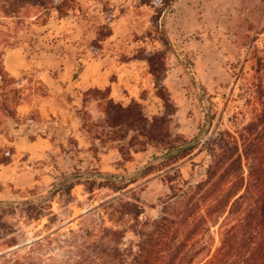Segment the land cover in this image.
I'll use <instances>...</instances> for the list:
<instances>
[{"label": "rangeland", "instance_id": "obj_1", "mask_svg": "<svg viewBox=\"0 0 264 264\" xmlns=\"http://www.w3.org/2000/svg\"><path fill=\"white\" fill-rule=\"evenodd\" d=\"M0 2H19L16 15L0 10V64L4 53L16 48L28 57L46 51L53 58L59 52L99 58L110 78L122 74L135 85L137 101L152 116L162 107L145 59L153 53L152 62L164 63V84L177 104L167 126L194 143L187 155L169 164L154 158L159 151L148 146L139 153L137 167L121 173L126 178L140 173L137 179L119 190L82 183L69 192L56 188L54 182L72 165L97 170V161L76 152L72 138L62 139L61 130L51 134L49 149L34 145L40 154L31 156L24 145L36 136V128L20 126L27 117L8 113L23 112L28 105V116L37 123L38 106L48 94L43 96L47 91L34 69H22L15 81L6 74L0 80V156L9 147L14 151L8 163L0 164V264H120L124 249H137L141 221L163 210L176 221L188 217L190 222L223 194L231 177L215 191L197 184L220 151L214 141L221 133L227 140L234 136L242 154L239 136L247 135L244 127L260 110L256 83L261 80L264 92V0H174L171 7L163 0H72L65 17L43 11L37 0ZM190 70L202 87L190 81ZM119 93L125 94L122 102L129 101V90L113 95ZM62 96L70 108L72 99L80 101L69 92ZM20 104L23 109H17ZM87 109L92 117L99 113L95 101ZM249 162L241 156L244 176ZM150 172H159L162 183L149 185L144 175ZM121 202H135L143 211L134 219L121 211ZM226 222L231 217L220 212L206 221L209 230L201 241L212 237L211 250ZM192 264H200L199 259Z\"/></svg>", "mask_w": 264, "mask_h": 264}, {"label": "trees", "instance_id": "obj_2", "mask_svg": "<svg viewBox=\"0 0 264 264\" xmlns=\"http://www.w3.org/2000/svg\"><path fill=\"white\" fill-rule=\"evenodd\" d=\"M35 1V0H34ZM72 0H37L43 11L54 10L58 17L68 16L72 8ZM174 0H163V5L170 6ZM19 2H0V10L8 15H16ZM106 27L109 28L106 24ZM101 27V26H100ZM110 34V30L105 35ZM160 34L163 31L160 30ZM154 56V57H153ZM148 62L154 94L162 101L163 110L160 114L147 117L142 111L141 104L131 98L122 105L109 96V87H88L81 93L80 107L75 110L80 120L82 131L90 140L89 149L97 158L98 147L116 146L122 159L131 158L130 151H143L153 146L161 158L162 164H169L187 155L194 147L193 140L182 134H172L168 128V119L176 113V104L164 84V63L152 62L155 54L145 57ZM158 64V65H157ZM261 58L256 59V70L259 71ZM10 75L0 64V80ZM190 81L202 87L195 72H188ZM15 81V78L12 77ZM42 87H47L40 81ZM259 79L256 83L257 97L260 110L256 117L244 127L247 135H240L244 142L242 154L238 152L237 138L232 140L223 137L216 139L215 146L220 150L216 156L212 155L211 162L206 167V178L198 183V188L215 191L230 177V183L215 202L205 204V211L196 218L187 221H176L164 214L162 210L152 220L141 221V228L135 231L138 237L137 249L129 246L124 249L120 264H192L199 259L200 264H264V92ZM95 101L99 113L92 117L87 106ZM10 118L17 116L8 113ZM29 113L25 122H33ZM218 141V142H217ZM1 149V148H0ZM1 151V150H0ZM13 148L0 156V164L10 161ZM249 159L246 176L243 175L241 156ZM154 156V158H155ZM140 173H132L126 178L123 174L106 173L100 170H74L62 173L60 180L54 186L63 187L67 192L75 184H85L88 188L95 184L107 186L114 190L126 187L135 181ZM207 203V202H203ZM120 209L137 219L143 211L137 203L121 202ZM225 213L232 222L222 223L219 244L211 250V238L201 241L209 227L206 221L216 213ZM138 222V220H137ZM182 227V230L180 228ZM118 253V248L116 250Z\"/></svg>", "mask_w": 264, "mask_h": 264}, {"label": "crops", "instance_id": "obj_3", "mask_svg": "<svg viewBox=\"0 0 264 264\" xmlns=\"http://www.w3.org/2000/svg\"><path fill=\"white\" fill-rule=\"evenodd\" d=\"M44 52V53H43ZM24 49L16 48L6 51L3 55V67L13 77L22 72V69L31 68L36 70L38 79L47 87L48 96L40 106L38 110L40 112V120L37 123L21 121L20 126H25L26 129H30L32 126L36 128V136L31 140H26L24 149L29 151L31 156L35 153L40 154V151L34 150V145L40 144L43 149H49L51 143V134L57 133L59 130L63 131L62 139L71 137L73 140L74 150L86 154L89 158H93L97 161L98 170L106 173H124L137 167V157L141 153L148 151L146 148L143 151H130L131 158L123 160L117 147H98L97 159L93 155L90 147V140L88 136L82 131L80 127V120L77 117L75 110L80 107V101L72 99L74 103L73 108H70L71 104L62 103L64 101L62 93L70 95L75 94L76 98L80 100L81 93L88 87L103 88L109 87V96L115 101L120 102L122 105L127 104L131 98L137 100V96L134 91V86L127 79H124L118 74L115 78L109 77V71L101 60L93 56H87L84 58L75 57L65 52H59L54 54V58L50 56L46 51H38L37 54L31 56H24ZM81 61V62H78ZM79 66V67H78ZM54 68V69H53ZM129 90V101L122 102V98H126L123 93H119L118 97L113 95L118 89ZM121 92V91H120ZM171 96V95H170ZM62 101V102H61ZM23 105H18L17 109H23ZM142 108V106H141ZM30 107L26 105V110L23 112H17V115L25 116L28 114ZM163 106L159 111H156L154 115H158L162 112ZM177 112V104H176ZM59 133V132H58ZM185 137L187 136L183 132H178ZM38 147H36L37 149ZM154 150L155 148L152 147ZM141 152V153H140ZM63 153V152H62ZM70 150L67 151L69 156ZM140 153V154H139ZM155 156V154H154ZM70 162H68L69 164ZM173 163V162H172ZM75 167L72 165L68 168L67 172L74 171ZM144 177L148 178L149 185H156L162 183L160 173H146Z\"/></svg>", "mask_w": 264, "mask_h": 264}, {"label": "built area", "instance_id": "obj_4", "mask_svg": "<svg viewBox=\"0 0 264 264\" xmlns=\"http://www.w3.org/2000/svg\"><path fill=\"white\" fill-rule=\"evenodd\" d=\"M203 142V140H200V142L199 143H202Z\"/></svg>", "mask_w": 264, "mask_h": 264}]
</instances>
